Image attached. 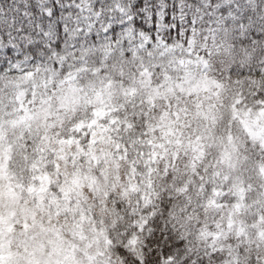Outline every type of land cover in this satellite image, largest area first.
Wrapping results in <instances>:
<instances>
[{
    "label": "clouds",
    "instance_id": "9594fccd",
    "mask_svg": "<svg viewBox=\"0 0 264 264\" xmlns=\"http://www.w3.org/2000/svg\"><path fill=\"white\" fill-rule=\"evenodd\" d=\"M0 264H264V0H0Z\"/></svg>",
    "mask_w": 264,
    "mask_h": 264
}]
</instances>
